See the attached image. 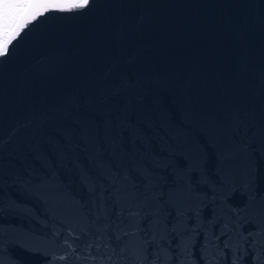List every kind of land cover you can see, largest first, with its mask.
<instances>
[{
	"label": "water",
	"instance_id": "95a60500",
	"mask_svg": "<svg viewBox=\"0 0 264 264\" xmlns=\"http://www.w3.org/2000/svg\"><path fill=\"white\" fill-rule=\"evenodd\" d=\"M261 124L264 0L40 17L0 58V264H264Z\"/></svg>",
	"mask_w": 264,
	"mask_h": 264
},
{
	"label": "snow or ice",
	"instance_id": "6c2138e0",
	"mask_svg": "<svg viewBox=\"0 0 264 264\" xmlns=\"http://www.w3.org/2000/svg\"><path fill=\"white\" fill-rule=\"evenodd\" d=\"M94 0H0V58L9 57L21 39L22 33L40 17L50 12L73 13L89 9ZM240 129L233 134L235 137ZM252 129L248 128V136L241 145L243 151L256 158L257 164L264 162V124L259 128V141L255 135H249ZM229 149L226 146L225 155ZM136 264H141L137 261ZM143 264H148L145 260Z\"/></svg>",
	"mask_w": 264,
	"mask_h": 264
}]
</instances>
